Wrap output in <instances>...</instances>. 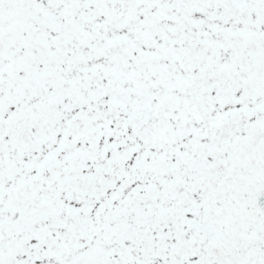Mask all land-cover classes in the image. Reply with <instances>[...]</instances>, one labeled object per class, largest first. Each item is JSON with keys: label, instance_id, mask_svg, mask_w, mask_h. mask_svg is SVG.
<instances>
[{"label": "snow or ice", "instance_id": "6c2138e0", "mask_svg": "<svg viewBox=\"0 0 264 264\" xmlns=\"http://www.w3.org/2000/svg\"><path fill=\"white\" fill-rule=\"evenodd\" d=\"M0 264H264V0H0Z\"/></svg>", "mask_w": 264, "mask_h": 264}]
</instances>
